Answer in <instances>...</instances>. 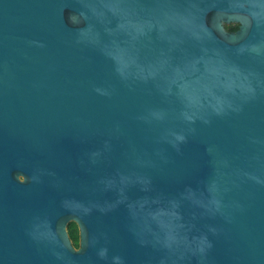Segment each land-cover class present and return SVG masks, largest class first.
Returning a JSON list of instances; mask_svg holds the SVG:
<instances>
[{"label":"water","instance_id":"obj_1","mask_svg":"<svg viewBox=\"0 0 264 264\" xmlns=\"http://www.w3.org/2000/svg\"><path fill=\"white\" fill-rule=\"evenodd\" d=\"M0 264H264V0H0Z\"/></svg>","mask_w":264,"mask_h":264},{"label":"trees","instance_id":"obj_2","mask_svg":"<svg viewBox=\"0 0 264 264\" xmlns=\"http://www.w3.org/2000/svg\"><path fill=\"white\" fill-rule=\"evenodd\" d=\"M229 31H236L238 29L237 24H231L226 26ZM70 238L73 241L75 247H79V228L75 223H70L68 227Z\"/></svg>","mask_w":264,"mask_h":264}]
</instances>
